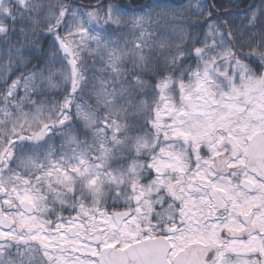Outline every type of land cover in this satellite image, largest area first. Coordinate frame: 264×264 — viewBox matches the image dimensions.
<instances>
[{
	"label": "snow or ice",
	"instance_id": "1",
	"mask_svg": "<svg viewBox=\"0 0 264 264\" xmlns=\"http://www.w3.org/2000/svg\"><path fill=\"white\" fill-rule=\"evenodd\" d=\"M0 264H264V0H0Z\"/></svg>",
	"mask_w": 264,
	"mask_h": 264
},
{
	"label": "trees",
	"instance_id": "2",
	"mask_svg": "<svg viewBox=\"0 0 264 264\" xmlns=\"http://www.w3.org/2000/svg\"><path fill=\"white\" fill-rule=\"evenodd\" d=\"M143 2H145V0H141V3H143ZM176 2L179 3V2H181V0H176ZM184 2H185V0H184ZM248 2H251V0H248ZM257 2H258V0H257Z\"/></svg>",
	"mask_w": 264,
	"mask_h": 264
},
{
	"label": "rangeland",
	"instance_id": "3",
	"mask_svg": "<svg viewBox=\"0 0 264 264\" xmlns=\"http://www.w3.org/2000/svg\"><path fill=\"white\" fill-rule=\"evenodd\" d=\"M187 2V0H185V3Z\"/></svg>",
	"mask_w": 264,
	"mask_h": 264
}]
</instances>
